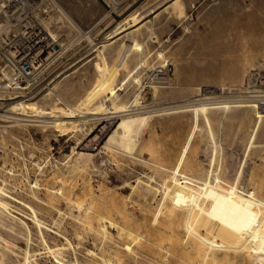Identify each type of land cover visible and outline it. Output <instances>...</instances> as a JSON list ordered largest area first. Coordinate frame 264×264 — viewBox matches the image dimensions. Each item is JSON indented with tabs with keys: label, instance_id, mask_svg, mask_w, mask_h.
I'll use <instances>...</instances> for the list:
<instances>
[{
	"label": "rangeland",
	"instance_id": "374dc122",
	"mask_svg": "<svg viewBox=\"0 0 264 264\" xmlns=\"http://www.w3.org/2000/svg\"><path fill=\"white\" fill-rule=\"evenodd\" d=\"M24 1L12 5L0 0V187L3 200L16 211H0V240L10 241L14 249L2 263L23 264L22 251L28 248L38 264H58L57 247V258H76L79 264H93L92 258L99 264H192L193 243L196 258L206 256L207 264H249L245 250L264 225V120L255 137L258 145L246 153L255 108L224 106L250 101L264 110V0ZM244 16L261 20L263 28L243 30ZM215 27L236 54L261 41L258 57L249 68L246 64L237 82L223 74L230 68L228 50L220 54L207 43ZM42 30L53 36L58 51L48 49L52 53L45 60L36 55L40 62L26 75L17 62L27 50L37 51ZM128 31L141 46L116 66ZM92 45L100 53L91 51ZM154 77H161L159 83L151 82ZM26 98L33 100L31 106L17 103ZM120 107L150 116L132 154L104 146L118 119L95 149L82 150L83 140L107 122L103 115ZM93 111L96 118L87 114ZM79 151L91 156L77 169L72 160ZM239 164L243 177L237 191L244 196L252 192L261 204L244 210L232 203L235 209L226 212L225 220L219 211L224 198L210 192V186L229 187ZM60 181L62 188L56 191ZM61 193L70 200L60 198ZM27 206L42 222L40 235ZM87 206L98 220L104 217V236L95 232L89 214L84 219ZM88 219L93 228L86 225ZM194 233L198 237L192 239ZM48 245L54 248L51 253Z\"/></svg>",
	"mask_w": 264,
	"mask_h": 264
},
{
	"label": "bare ground",
	"instance_id": "6f19581e",
	"mask_svg": "<svg viewBox=\"0 0 264 264\" xmlns=\"http://www.w3.org/2000/svg\"><path fill=\"white\" fill-rule=\"evenodd\" d=\"M1 1H3V0H1ZM7 1V0H6ZM26 1V0H25ZM24 1V2H25ZM177 1V0H176ZM211 1V0H210ZM217 2V1H216ZM252 2V1H251ZM1 3V2H0ZM3 3V2H2ZM5 3V2H4ZM206 3V2H205ZM215 3V2H214ZM6 4V3H5ZM4 4V5H5ZM22 4V3H21ZM158 5V4H157ZM31 6V5H30ZM51 6V5H50ZM3 7V4H0V10H1V8ZM15 7V6H14ZM18 7V6H17ZM22 7V6H21ZM170 7H171V5H170ZM178 7V6H177ZM235 7V6H234ZM50 8V7H49ZM172 8V7H171ZM170 8V9H171ZM33 9V8H32ZM43 9V8H42ZM63 11V10H62ZM112 11V10H111ZM114 14V13H113ZM249 14V13H248ZM61 15V14H60ZM59 15V16H60ZM150 15H151V13H150ZM58 16V17H59ZM242 16V15H241ZM61 17V16H60ZM68 17V16H67ZM65 19V18H64ZM152 18H150V20H151ZM155 19V18H154ZM238 19V18H237ZM259 19V18H258ZM70 20V19H69ZM45 21V20H44ZM64 21V20H63ZM121 21V20H120ZM261 21V20H260ZM260 21H258L257 20V18H247V16H244V19H243V22H242V24H241V26H240V28L242 27L243 28V30H246V31H250V32H254V33H257L258 31H259V29L262 27V25L260 24L261 22ZM67 22V21H66ZM233 22V21H232ZM264 22V21H263ZM116 23V22H115ZM220 23V22H219ZM219 23H218V26H219ZM44 24V23H43ZM263 24V23H262ZM126 25V24H125ZM260 25H261V27H260ZM128 26V25H127ZM44 27V26H43ZM47 27V26H46ZM263 27H264V24H263ZM262 27V28H263ZM42 29V28H41ZM1 30V29H0ZM73 30V29H72ZM220 30H221V28H220ZM220 30L218 29V27H215V29H213L212 30V32H211V34H209L210 35V39H211V43L210 42H207L209 45L210 44H212L211 46H213V47H215L216 48V51L218 50V48H219V52H220V54H221V50H222V52H225V53H227L228 54V52H229V55L228 56H230L231 57V59H230V57H229V59L231 60V63H230V68H228V70H226V69H224V75H225V77L227 78L228 77V79L231 81V82H237V81H239V79H240V77H242L243 76V74H241V72L243 71V69L245 68V66H246V64H248L247 65V67L249 66V61L250 62H252L253 60L252 59H254V56L257 54L256 52H258L257 50V48H258V46L260 45V42L261 41H259V40H253L254 41V43L251 45V48H250V50L249 51H247V52H241L240 54L239 53H235L234 52V48L230 45V44H225L226 43V40L224 39V38H221L222 36H220V34H221V32H220ZM43 31V30H42ZM48 31V30H47ZM41 32V31H40ZM44 33H41V34H43L42 36H39V37H41V39L38 41V42H36L35 43V45L34 46H36V48H37V51L35 52V56L36 55H42V57H41V59L40 60H45V59H47V57H49V55H50V53H52V52H49L48 51V49H53V51L54 52H57L58 51V49H55L56 47L58 48V46H59V44H57L56 42H55V40H54V38H53V36L52 35H50V33H49V31H48V33L46 34L45 33V31H43ZM68 32V31H67ZM230 32H232L231 30H230ZM227 33V32H226ZM54 34V33H53ZM112 36V35H111ZM39 37H37L38 39H39ZM127 38H126V41L124 42V43H121L122 45H120V48H119V54L117 55V58L115 59V63H116V66H119L120 64H125L126 62H127V59H128V57H129V55H130V52H131V50L136 46L137 47V43H136V40H135V37L133 36L132 37V35L131 34H129V31H128V33H127V36H126ZM79 38V37H78ZM77 38V39H78ZM112 38V37H111ZM125 38V37H124ZM208 38V37H207ZM37 39V40H38ZM225 40L224 42L222 41V40ZM107 40H108V38H107ZM106 40V41H107ZM235 40V39H234ZM105 41V42H106ZM208 41V40H207ZM249 41V40H248ZM231 42V41H230ZM246 42V41H245ZM104 43V42H103ZM94 44V43H93ZM108 45V44H107ZM250 45V44H249ZM138 46H141L140 44L138 45ZM261 46V45H260ZM55 47V48H54ZM104 47V46H103ZM135 47V48H136ZM221 47V48H220ZM246 47V46H245ZM245 47L243 48L244 50H245ZM264 47V46H263ZM91 48V47H90ZM137 48H140V47H137ZM224 48V49H223ZM248 48V47H247ZM249 49V48H248ZM9 50V49H8ZM96 50V52L97 53H100V50H97V48H95L94 47V45H92V49H91V51H95ZM224 50V51H223ZM227 50H228V52H227ZM33 51H35V48H33V49H30V53L31 52H33ZM51 51V50H50ZM241 51V50H240ZM263 52V51H262ZM93 53V52H92ZM161 52H159V54H160ZM224 53V54H225ZM239 54V55H238ZM264 54V53H263ZM34 55H32V57H34ZM216 55V54H215ZM5 56V55H4ZM92 56H94V55H90V56H88V57H86L83 61H81L80 63H83V62H86L87 60H89ZM225 55H222V57H224ZM31 56H27V59L28 58H30ZM225 57H227V56H225ZM256 57H258V56H255V58ZM35 58V57H34ZM39 58V57H38ZM228 58V57H227ZM36 59V58H35ZM39 60V59H38ZM252 60V61H251ZM139 61V60H138ZM142 61V60H141ZM227 61V60H226ZM229 61V60H228ZM40 62V61H39ZM230 62V61H229ZM141 63V62H140ZM143 63V62H142ZM228 63V62H227ZM77 65V64H76ZM79 66H80V64H78ZM227 65V64H226ZM252 65V64H251ZM35 66H37V64L35 65ZM39 66V65H38ZM77 67V66H76ZM120 68V67H119ZM118 68V69H119ZM249 68V67H248ZM155 69V68H154ZM159 69V68H158ZM247 69V68H246ZM254 69V68H253ZM8 70H9V68H8ZM222 70V69H221ZM227 72H226V71ZM72 71V70H71ZM70 71V72H71ZM73 71H74V68H73ZM164 71V70H163ZM162 70L161 71H159V72H163ZM225 72H226V74H225ZM243 73V72H242ZM0 74H2V73H0ZM61 74V73H60ZM59 74V75H60ZM68 73L66 72V74L65 75H63V76H59V79L58 80H60L61 78H63L64 76H66ZM4 76V75H3ZM7 76V75H6ZM159 76V75H158ZM246 77V76H245ZM54 79V78H53ZM134 79H136V78H134ZM58 80H56L55 82H54V84H57L56 82L58 81ZM222 80V79H221ZM243 81V80H242ZM136 82H138L137 80H136ZM159 83V82H158ZM162 83V82H161ZM240 83V82H239ZM54 84H52V86L51 87H53L54 86ZM236 84H238V83H236ZM241 84V83H240ZM14 85V84H13ZM238 86V85H237ZM160 87V86H159ZM158 87V88H159ZM155 88H157V86L155 87ZM51 89V88H50ZM247 89V88H246ZM38 90V89H37ZM153 90V89H152ZM202 90V89H201ZM50 92H51V90H49ZM247 91V90H246ZM249 91H251V90H249ZM113 92V91H112ZM137 93V92H136ZM40 95V94H39ZM25 96V95H24ZM45 96H47V94L46 93H44L43 94V97H45ZM136 96V95H135ZM16 97V96H15ZM29 97V96H28ZM204 98V97H203ZM30 98H26L25 100H26V102H24V101H22L21 102V100H20V102H17V103H25L26 104V106H31L32 105V102H33V100H32V102H30V100H29ZM12 100V99H11ZM134 100V99H133ZM186 100V99H185ZM193 100V99H192ZM192 100H190V101H192ZM203 100V99H202ZM136 101V100H135ZM239 101V100H238ZM243 101V100H242ZM196 102V101H195ZM202 102V101H201ZM16 103V104H17ZM128 103V102H127ZM175 103V102H174ZM188 103V102H187ZM258 103V102H257ZM131 104V103H130ZM134 104V103H133ZM196 104V103H195ZM260 104V103H259ZM258 104V105H259ZM104 105V104H103ZM126 105V104H125ZM129 105V104H128ZM179 104H177V106H178ZM258 105L256 104V103H250V101L249 102H242L241 104H235V105H227V106H224L227 110L229 109H233V108H244V107H250V109H254V114H255V120H253L254 121V123H252L253 125H252V129H251V131H250V133H249V135H248V137H247V142H246V145H245V151H246V153L250 150V148L251 147H253V146H256V145H258L256 142H255V137H256V135H257V132H258V130H259V128H260V126H261V122H263L262 120H264L263 118H264V110H263V108L261 109V110H259V108H258ZM12 106H14V105H12ZM106 106V105H105ZM136 106V105H135ZM186 106V105H185ZM212 106V105H211ZM218 106V105H217ZM110 107V106H109ZM126 107H127V105H126ZM129 107V106H128ZM127 107V108H128ZM179 107V106H178ZM199 107V106H198ZM197 107V108H198ZM203 107V106H202ZM223 107V106H222ZM264 107V106H263ZM173 108V107H172ZM196 108V107H195ZM196 108V109H197ZM200 108H201V106H200ZM204 108V107H203ZM108 109V108H107ZM117 109V108H116ZM164 109V108H163ZM168 109V108H167ZM184 109V108H183ZM196 109H194L193 111H195L196 113L199 111H197ZM249 109V110H250ZM112 110V109H111ZM134 110V109H133ZM179 110V109H178ZM203 110V109H202ZM201 110V111H202ZM249 110L247 111V113L249 112ZM124 111V107H120V108H118L116 111H110V112H106V116L105 115H103L102 117L104 118V119H106L107 120V122L106 123H103V124H100L99 122H97V123H99L98 125V127H96L97 129H96V131H95V133H94V135L92 136V137H88L87 139L85 138L84 140H83V144H82V150H85V146H87L88 148L90 147L91 149H95L98 145H99V142H100V140L103 138V136L106 134V132L107 131H109V129H110V127H111V123L113 122V120H115V119H118V121H117V123H116V125H115V128L113 129V131L111 132L110 131V133L108 134V136H107V139L105 140V142H104V146H105V148L107 147V149L109 148H118V149H120V150H122L123 152H125L126 154H132V151L133 150H135V147L137 146V144L139 143V141L143 138V135H142V133H141V130L143 129V127L145 126L146 127V125H147V123H148V120H149V113H148V115L147 114H145L144 113V111H142V112H139V113H136V112H133V113H130V111H128V113H126L127 112V110H126V112H123ZM135 111V110H134ZM169 111V110H168ZM171 111V110H170ZM206 111H208V110H206ZM223 111V110H222ZM240 111V110H239ZM138 112V111H137ZM149 112V111H148ZM155 112V111H154ZM179 112V111H178ZM185 112V111H184ZM194 112V113H195ZM228 112V111H227ZM108 113V114H107ZM157 113V112H156ZM87 114H91L92 116V118L93 117H95L94 115H97L96 114V112H89V113H87ZM159 114V113H158ZM198 114V113H197ZM226 114H229V113H226ZM250 114V113H249ZM237 115V114H236ZM235 115V116H236ZM240 115V114H239ZM243 116H246V113L245 114H242ZM167 116V115H166ZM229 116V115H228ZM247 116H249V115H247ZM4 117V116H3ZM7 117V116H6ZM238 117V116H237ZM88 118H89V116H88ZM92 118H90V119H92ZM96 118V117H95ZM100 117H97V119H99ZM247 118H249V117H247ZM9 119V118H8ZM19 119V118H18ZM32 119V118H31ZM240 119H241V117H240ZM240 119H238V120H240ZM16 120H17V118H16ZM37 121L39 120V119H36ZM45 120V119H44ZM93 120V119H92ZM250 120V119H249ZM248 120V121H249ZM41 121H43V120H41ZM69 121V120H68ZM98 121V120H97ZM105 121V120H104ZM14 122V121H13ZM250 122V121H249ZM238 123V122H237ZM244 123V122H243ZM95 124V123H94ZM238 125V124H237ZM264 125V124H263ZM82 126V125H81ZM145 127H144V129H145ZM80 127H78V129H79ZM83 128V127H82ZM94 127L93 126H91L90 127V129H89V127H88V129H87V133H88V136L91 134V133H93V129ZM143 129V130H144ZM248 129V128H247ZM264 129V128H263ZM80 130V129H79ZM81 130H83V129H81ZM78 131V130H77ZM147 133V132H146ZM260 134H261V132H260ZM262 142V141H261ZM256 144V145H255ZM260 144V143H259ZM262 144H264V143H262ZM261 144V145H262ZM147 147V146H146ZM148 148V147H147ZM149 149H150V147H149ZM73 151V150H72ZM97 151V150H96ZM109 151V150H108ZM115 151V150H114ZM139 151V150H138ZM147 151V150H146ZM152 151V150H151ZM110 152H111V150H110ZM120 152V151H119ZM155 152V151H154ZM134 153V152H133ZM153 153V152H152ZM69 154V153H68ZM110 154V153H109ZM113 154V153H112ZM118 155V154H117ZM90 156H91V154L90 153H88V152H85V151H79V152H77V155L75 156V159L73 158V160H72V162L73 161H75L74 163L75 164H73V166H75L74 168H77L78 169V167H82L85 163L87 164L88 163V160H90L89 158H90ZM119 156H120V154H119ZM149 156H151V155H149ZM68 157V156H67ZM158 157V156H157ZM156 158V157H155ZM243 158V157H242ZM69 159V158H68ZM135 159V158H134ZM40 160H42V159H40ZM66 160V159H65ZM237 160V159H236ZM39 161V160H38ZM158 161V160H157ZM243 161V160H242ZM34 162V161H33ZM161 163V162H160ZM42 164V163H41ZM44 164V163H43ZM85 164V165H86ZM36 165V164H35ZM84 165V166H85ZM231 166V165H230ZM37 167V166H36ZM40 167V166H39ZM161 167V166H160ZM242 167H243V165H241V164H239L237 167H236V170H235V173H233V176H232V182L231 183H227V184H230L229 185V187H225L224 185H221V183H216L215 185L214 184H209V185H211L210 187H211V190H210V192H213V193H216V194H218V196L219 195H221L220 197L221 198H224V199H222L221 200V203H222V201L224 200V204L223 205H221V204H219V206L221 207V208H219L220 210V212L222 213V215L221 216H223V213L226 215H224L223 216V218L226 220V219H228V214H226V212L227 213H229L230 211H232V209H235L234 207H232V203L234 204H238V206L240 205V209H244V210H248V209H251V208H253L254 206H256V204H261L257 199H255V198H252V195L250 196V194L252 193V192H249L248 193V195L247 196H244L243 194H241V193H239L238 191H237V186H238V184L241 182V179H242V174H243V170H242ZM71 168V167H70ZM69 168V169H70ZM73 167H72V170L71 171H75V169H74ZM74 169V170H73ZM154 169V168H153ZM156 169V168H155ZM66 171V170H65ZM71 171H70V173H71ZM61 172V171H60ZM225 172V171H224ZM69 173V174H70ZM73 173V172H72ZM61 174V173H60ZM64 175V174H63ZM56 176V175H55ZM51 177H53V176H51ZM59 177V176H58ZM63 177V176H62ZM61 177V178H62ZM65 177V176H64ZM225 177V176H224ZM223 177V178H224ZM61 180V179H60ZM69 180V179H68ZM222 180V179H221ZM56 181H58V179H56ZM65 181V180H64ZM138 181H139V179H138ZM231 181V180H230ZM33 182V181H32ZM136 182H137V180H136ZM141 182V181H140ZM144 182V181H143ZM142 182V183H143ZM225 182H227L226 180H225ZM37 183V182H36ZM66 183V182H65ZM213 183H215V182H213ZM222 183H224V182H222ZM35 184V183H34ZM62 182L60 181L59 182V184H57L56 186L57 187H55V189L57 188V190L56 191H60V188H62ZM207 184V183H206ZM36 185V184H35ZM224 186V187H223ZM228 186V185H227ZM239 187V186H238ZM3 188V187H2ZM1 187H0V211L1 212H6V213H8V214H10L11 213V211H15V210H13L12 209V205L10 206L9 205V203H7L5 200H3V196L2 195H4L5 194V192H3V189H2ZM54 188V187H53ZM151 188V187H150ZM55 189H53V190H55ZM88 189V188H87ZM134 189V188H133ZM142 189H143V187H142ZM141 189V190H142ZM51 190V189H50ZM53 190H51L52 191V193H53ZM138 190V189H137ZM144 190V189H143ZM146 190V189H145ZM148 190V189H147ZM64 191V190H63ZM109 192V191H108ZM242 192V191H241ZM55 193V192H54ZM57 193H60V192H57ZM7 195V194H6ZM61 195V197L60 198H66V199H69L68 198V196L66 197L63 193H61L60 194ZM64 195V196H63ZM210 195V194H209ZM7 196H9V195H7ZM223 196V197H222ZM75 199V198H74ZM90 199V198H89ZM65 200V199H64ZM70 200V199H69ZM66 201V200H65ZM68 201V200H67ZM69 203H70V201H68ZM88 202V201H87ZM67 203V202H66ZM90 203V202H89ZM217 203V202H216ZM86 204H88V203H86ZM85 204V205H86ZM234 204V205H235ZM236 205H235V207H236ZM90 206H92V203H91V205ZM237 206V207H238ZM27 207H29V210L31 209L30 208V206H27ZM87 207H89V206H87ZM93 207V206H92ZM84 208V207H83ZM90 208V207H89ZM55 209V208H54ZM94 209H97L96 207H94ZM217 209V208H216ZM215 209V210H216ZM255 209V208H254ZM73 210V209H72ZM90 210V212L89 211H87V208H86V210H84L86 213H85V215H83V217H85L84 219H87L86 218V216L89 214V219L91 220V221H94V225H96V226H94L95 228H94V230H95V232L97 233V232H99L98 234L100 235V236H104L105 235V232L107 233L108 231L107 230H105L104 231V229H105V225L107 224L106 222H104L103 220H102V218H104V217H101V220H98L97 219V213H94L95 211H93L92 210V212H91V208L89 209ZM98 210V209H97ZM96 210V212H98ZM207 210V209H206ZM214 210V211H215ZM243 210V211H244ZM253 210V209H252ZM211 211H212V209H211ZM219 211H218V213H219ZM229 211V212H228ZM16 212V211H15ZM31 217H29V218H31V221L33 222V224H35V226H37V230H39V235H40V233L44 230L43 228H42V222L39 220V218H37V216H36V213H35V210L34 209H31ZM245 212V211H244ZM18 213V212H17ZM59 213V212H58ZM221 213H219V214H221ZM233 213V212H232ZM246 213V212H245ZM14 213L12 212V215H13ZM206 214V213H205ZM208 214V213H207ZM206 214V215H207ZM213 215H214V213H212ZM230 214H231V212H230ZM11 215V214H10ZM17 215V214H16ZM16 215H13L12 217H14V218H18ZM109 215V214H108ZM209 215H211V214H209ZM98 216H99V214H98ZM221 216L219 217V218H221ZM246 217V216H245ZM261 217V216H260ZM82 218V217H81ZM108 218V216L106 217V219ZM207 217H205V218H203V219H206ZM222 218V219H223ZM232 218V217H231ZM264 218V217H263ZM83 219V220H84ZM88 219V223L86 224V225H88L89 224V220ZM109 219H111V217L109 218ZM215 219V218H214ZM213 219V220H214ZM221 219V220H222ZM20 220V219H19ZM112 220V219H111ZM209 220H210V218H209ZM219 220V219H218ZM1 221V220H0ZM77 221V220H76ZM91 221H90V223H91ZM23 222V221H22ZM54 222V221H53ZM108 222V221H107ZM201 222V221H200ZM204 222V221H203ZM228 222V221H227ZM24 223V222H23ZM46 223V222H45ZM81 223H83V222H81ZM106 223V224H105ZM212 223H213V221H212ZM218 223V222H217ZM57 224V223H56ZM85 224V223H84ZM201 224V223H200ZM203 224V223H202ZM209 224V223H208ZM48 225V224H47ZM90 225V224H89ZM88 225V226H89ZM92 225V224H91ZM89 226V227H92V226ZM32 226V225H31ZM217 226V225H216ZM215 226V227H216ZM52 227H54V226H52ZM87 227V226H86ZM107 227V226H106ZM195 227H197V225L195 226ZM210 226H208V228H209ZM212 227V226H211ZM210 227V228H211ZM30 228V227H29ZM41 228L43 229L42 231H41ZM93 228V227H92ZM194 228V227H193ZM192 228V229H193ZM198 228V227H197ZM209 228V229H210ZM260 232H261V236H257L258 238L254 241V243H252V245L250 246V247H248L247 246V249L245 250V252H246V254H247V257H248V260L250 261V263L249 264H264V262H263V259H261V257L262 256H264V225L262 224L261 226H260ZM26 229V228H25ZM206 229V228H205ZM215 229V228H214ZM259 229V228H258ZM36 230V231H37ZM50 230V229H49ZM93 230V229H92ZM162 230V229H161ZM46 231V230H45ZM210 231H211V229H210ZM44 232V231H43ZM42 232V233H43ZM192 232H193V230H192ZM209 232V231H208ZM207 232V233H208ZM215 232V231H214ZM213 232V233H214ZM28 233H29V231H28ZM101 233V234H100ZM199 233V232H198ZM197 233V234H198ZM211 233V232H210ZM195 234V233H194ZM194 234H192V239L193 238H197L198 236H197V234H195L196 235V237H194L195 235ZM255 234V233H254ZM97 235V234H96ZM107 235V234H106ZM109 235V234H108ZM210 235H212V234H210ZM204 236V235H203ZM40 237H42V236H40ZM44 237V236H43ZM52 237V236H51ZM61 237V236H60ZM200 237V236H199ZM212 238V237H211ZM26 239V238H25ZM27 239L29 240V238L27 237ZM42 239V238H41ZM45 239V238H44ZM27 240V241H28ZM43 240V239H42ZM211 242H209V245L211 244V246L210 247H212L213 246V242H214V239L212 238L211 240H210ZM10 242V241H9ZM7 240H5V239H2V240H0V263H2L4 260H7V258H8V252L9 253H12L13 255H14V249L11 247V245L9 246L8 245V243H9ZM44 242V241H43ZM19 243V242H18ZM67 244H68V242H67ZM56 245V244H55ZM69 245V244H68ZM46 246V245H45ZM70 246V245H69ZM97 246V245H96ZM19 247V246H18ZM26 247H27V245H26ZM60 247V246H59ZM67 247V246H66ZM196 247L197 246H195V244H193L192 243V264H207L206 262V256L203 258V259H197L196 258ZM244 247H245V244H244ZM13 250H12V249ZM30 248V247H29ZM46 248H48V250H49V253H51L50 251H53L54 250V248H55V250H56V248L57 247H54L53 248V250H51V248L49 247V245L46 247ZM45 248V249H46ZM62 248V247H61ZM60 248V249H61ZM246 248V247H245ZM13 251H11V250ZM20 249V248H19ZM31 249V248H30ZM163 249H165L166 251H167V249H168V247L166 246V245H164L163 246ZM22 250V249H21ZM20 250V251H21ZM53 251L55 254H56V256H57V253H56V251ZM98 250V249H97ZM11 251V252H10ZM19 251V252H20ZM24 252V255L23 256H21V257H23V261H22V259H21V261L23 262V264H38L37 262H35L32 258H30V256H32V255H30L29 254V249L27 248V249H25L24 251H22V253ZM59 252H61V251H59ZM248 252V253H247ZM17 253V252H16ZM38 253V252H37ZM53 253V254H54ZM75 253V252H74ZM93 253V252H92ZM12 254H11V256H12ZM31 254H33V253H31ZM76 254V253H75ZM95 254V253H94ZM94 254H93V256H94ZM16 255H20L19 253L18 254H16ZM74 255V254H73ZM34 256V255H33ZM53 256V255H52ZM55 256V258H54V256H53V258H54V260L58 263V264H79L78 263V261L76 260V258H73V259H71V258H69V260H63L62 258H57ZM91 257H93L92 255H90ZM96 256V255H95ZM99 256H102V255H99ZM38 257V256H37ZM61 257V256H60ZM71 257V256H70ZM246 257V258H247ZM18 258V257H17ZM97 258V257H96ZM13 260V259H12ZM16 260V259H15ZM18 260V259H17ZM19 261V260H18ZM248 261V262H249ZM92 262H93V264H95V259L94 258H92ZM96 263H98V262H96ZM210 262H208V264H209ZM212 263V262H211ZM3 264V263H2ZM10 264V263H9ZM15 264H16V262H15ZM82 264V263H81ZM89 264V263H88ZM99 264V263H98ZM213 264H214V262H213Z\"/></svg>",
	"mask_w": 264,
	"mask_h": 264
},
{
	"label": "built area",
	"instance_id": "2783aa9c",
	"mask_svg": "<svg viewBox=\"0 0 264 264\" xmlns=\"http://www.w3.org/2000/svg\"><path fill=\"white\" fill-rule=\"evenodd\" d=\"M9 1L12 5H14V4L22 2L23 0H9ZM34 54H35V51L30 53V50H27V52L23 53V55L19 58L17 63L19 64V70L22 73H25L26 75H30L36 70L35 65L38 63L39 60L37 57H35ZM32 55H34L36 59L32 57ZM24 56H31L32 63L30 62L31 60L29 58L27 60L23 59ZM159 73L160 72L157 70V74ZM159 80H161V77L160 78L154 77L153 81L151 80V82L157 83L159 82Z\"/></svg>",
	"mask_w": 264,
	"mask_h": 264
}]
</instances>
